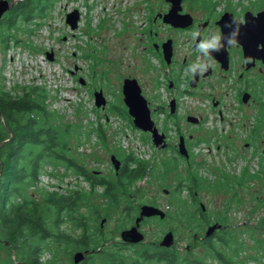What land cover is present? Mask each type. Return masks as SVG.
<instances>
[{"label":"rangeland","instance_id":"rangeland-1","mask_svg":"<svg viewBox=\"0 0 264 264\" xmlns=\"http://www.w3.org/2000/svg\"><path fill=\"white\" fill-rule=\"evenodd\" d=\"M200 1L186 6L197 19L205 16L208 9L214 16L225 9L237 15L243 7L252 9L251 2L256 0ZM141 7L151 13L159 8V0H56L43 16L19 22L10 31L0 28V84L5 89L15 88L17 93L23 86L44 89V103L54 114L50 124L61 127L69 143L68 154L88 172L114 180L111 154L123 160L131 153L150 167L144 177L129 185L118 206L108 204L100 196L102 187L97 186L87 204L78 209L91 228L102 230L103 237L113 238L114 242H121L120 232L133 224L140 205L150 204L165 211L162 219L147 217L140 222L138 230L143 240L133 246L129 243L120 255L130 260L144 247H160L164 234L171 231L173 243L168 248H174L180 258L221 264L198 240L204 237L207 225L218 219L223 226L219 235L229 239L222 244L216 236L213 242L218 250L229 256L233 264H264V91L257 103L240 102L237 91L241 83L237 81L233 50L228 71L209 61L216 70L208 80L212 82L210 86L204 83L190 88L189 94L181 90L177 123L162 115L161 105L172 100L167 89L169 77H164L167 68H161L157 57L141 50L145 45V40L142 44L139 41L144 32L140 29L144 22L141 16L146 11ZM74 9L79 12V20L72 30L65 17ZM211 32L219 31L212 28L206 35ZM10 34L12 39L6 46L2 39ZM175 40L178 62L187 54L188 64L203 58L190 47L188 33L180 32ZM47 52L52 54L51 60ZM128 77L138 79L142 94L149 101L151 118L158 132L165 134L167 148L155 147L149 132L137 129L115 109H126L122 83ZM79 78L85 83L81 84ZM176 82L180 89L188 87L181 76ZM98 89H102L107 100L102 109L94 105L93 92ZM212 98L219 103H213ZM185 113L202 116V126L187 122L182 117ZM178 125L186 140L191 135L188 159L176 149ZM100 126L103 138L98 135ZM191 179L200 180L193 194L189 190ZM20 188L23 194L42 202L45 191L87 193L90 186L59 160L45 159L36 184L32 186L27 180ZM128 205L134 207L132 221L124 212ZM201 206L210 222L202 227ZM61 228L74 236L79 233L69 221ZM36 241L32 238L29 242ZM4 244L0 238V264L22 256ZM41 244L43 262L73 264L72 246L54 239ZM109 244L110 241L104 245ZM110 249L99 255L94 264H105Z\"/></svg>","mask_w":264,"mask_h":264},{"label":"trees","instance_id":"trees-1","mask_svg":"<svg viewBox=\"0 0 264 264\" xmlns=\"http://www.w3.org/2000/svg\"><path fill=\"white\" fill-rule=\"evenodd\" d=\"M55 1L20 0L0 19V28L10 31L19 22H30L43 16ZM5 39L2 41L7 46L8 41L12 39L11 34ZM15 42L18 43L19 40L15 39ZM18 92L13 87L5 89L4 85L0 84V141L7 138L0 143V238L8 250L22 255L18 260H10L8 264H55L54 261L40 260L44 247L42 241L52 239L72 246L74 252L87 251L84 259L77 264H94L95 259L101 254H107L110 247L113 250L110 249L111 253L107 256L105 264H149L150 261H155L156 264H205L202 260L194 259L187 262V259L177 255L174 248L166 247H144L136 258L130 260L120 255L119 252L130 244L104 238L102 230L91 228L87 217L78 209L81 204H87L89 196L94 194L97 186L102 187L100 196L108 204L118 206L121 197L126 196L129 185L144 177L150 167L130 153L121 160L122 165L114 180L88 172L68 154L69 143L61 127L50 124L54 114L44 103L47 92L38 86H23ZM115 109L132 121L126 109L122 111L118 106H115ZM99 129L98 135L103 138V129L101 126ZM45 159L59 160L66 169H72L82 176L90 186L89 192L75 190L64 194L45 191L42 202L23 194L20 191L21 185L27 180L32 186L36 184ZM191 180L189 190L193 194L200 180ZM124 210L127 212V219L132 221L134 207L128 205ZM200 216L203 218L200 219L201 227L210 223L204 214ZM67 221L79 230L76 236L61 228ZM218 221L217 219L216 222ZM193 227L195 228V224ZM222 231L223 226L215 231L213 237L205 238L203 244L221 264H231L229 256L218 250L213 242L217 236L216 239L220 243H228V238L219 235ZM32 238L37 241L29 242ZM109 241V246L104 245Z\"/></svg>","mask_w":264,"mask_h":264},{"label":"flooded vegetation","instance_id":"flooded-vegetation-1","mask_svg":"<svg viewBox=\"0 0 264 264\" xmlns=\"http://www.w3.org/2000/svg\"><path fill=\"white\" fill-rule=\"evenodd\" d=\"M8 1H12V0H8ZM18 1L20 0H15L14 4L17 3ZM198 1L200 0H180L181 10H179L178 13L180 15L187 13V14H190L192 17V23L188 25L187 27H183V28L174 27L173 25L165 23L163 21V15L166 14L172 7L171 2L167 0H159V8L156 10L152 9L151 13H150V9H148L147 7H141L143 9H146V11L144 12L145 16H141L144 22L142 23V26L140 27V29L141 30L143 29L144 32H142L143 36L139 38V41L142 44V41L145 40L144 41L145 45H143V48L141 50H145L151 53L152 56L157 57L161 68L162 66L167 68V71L164 72L163 75L165 78L169 77L168 83H167V89L170 93V97H172V99L174 100V105L172 107H171V104L161 105V108L163 109L161 112H162V115H165V117H168L172 120H176L179 118L178 106H179V94H181V90L183 91L184 94H189L191 92L190 84L193 81L192 76L186 73V69L189 65L187 63L189 54L183 56L180 62H178V59H177L178 50L176 46L175 36L179 34L180 32L188 33L189 45L191 48H195L194 42L191 40L190 33L193 30L199 29V26H201L203 23H205V25L204 24L202 25L203 28L201 29V36L198 37L197 42L200 39L207 36L206 33H207V30L209 29L217 27L220 33V28L216 24V21L220 18L223 12L227 11L226 9L223 10L221 13L218 14L219 17H217L218 15L214 16V13H212L210 9L208 10L206 9L207 11H204L205 16L201 17L200 19H197L191 11L187 10L186 6L188 4H191L192 2L193 4H196V3L198 4L199 3ZM251 5H253L252 9L250 7H243L241 12L237 15L234 12H231L234 18L239 22L238 24L239 26L243 27L246 24L245 16H244V13L246 11H251L252 14L255 15L257 12L262 11L264 9V0H256L255 2H251ZM9 9L2 14L0 19L4 17V15L9 11ZM249 37H250L249 40H247L248 44L239 42V43H235L234 45H230L227 48L229 52V56H230L229 68L231 67V60H232L231 53L233 50H236V60H237L236 76H237V81L241 83V87L238 89L237 95L239 97L240 102L245 103V104H248L249 102H254V103L259 102L258 100L259 94L261 91H264V61L262 60V58H260V56L262 55L261 52L264 51V25H258V32L256 34L255 33L252 34V32L250 31ZM167 41H169V48L171 52L169 63L166 62V60L164 59V53H163L164 43H166ZM211 60H213L216 66H220L219 63L212 56H211ZM215 72L216 70L213 67H210L202 76L201 75L196 76L195 87H200L204 83H207V86H210L212 82H208V80L213 77V74ZM180 76L183 78V80L186 82L189 88L184 87L180 89L179 85L176 82L180 78ZM136 80L138 81V79ZM140 88L142 92V87L140 86ZM245 93L249 95V98L247 101L244 102L242 100V97ZM209 95H210V92H209ZM212 99H214L213 103L215 104L219 103V100H215V98H212ZM147 102L149 104L148 100ZM188 116H192V115H190L189 113H185L182 117H184V119H186V121L189 122ZM193 116L198 118V122L195 123L197 127L199 126L201 127L202 122H203L202 116L200 115L198 116L193 115ZM176 123H177V120H176ZM178 131L179 132L181 131L180 127ZM178 131H176V133H178ZM180 136L183 137L184 146L187 151V156H184V155L182 156L188 159L190 157V152H189L190 142L188 139L191 138V135L188 136L187 140L185 138V134H183L182 132H180L179 137ZM167 146L168 145H166V148ZM176 149L178 151V148ZM118 160L120 161V167H121L122 161L120 159ZM113 169H114L115 174H117L119 169L116 170L114 166H113ZM94 174L97 175L98 173L95 172ZM200 209H201V215L204 214L203 213L205 211L204 206L203 207L201 206ZM139 211L140 209L138 210L137 216L139 215ZM137 216H135V218L133 219V224L130 225L128 228H130L131 226L135 224V219L137 218ZM151 217H158V216H151ZM146 218L147 217H143V219H141L140 222L144 221V219L146 220ZM140 222H139V225H140ZM214 223H218V222H213L211 224H208L206 227V230L209 226L213 225ZM220 228H222V226ZM220 228L215 229L209 236H206L204 233L203 238L202 237L198 238L199 242H204L205 238L213 237L215 235V231ZM196 236L197 235H195V238ZM120 238H121V235H120ZM121 242L128 243V244L130 243V242L122 241V239H121ZM131 244H135V243H131ZM227 264H230V262H228ZM231 264H233V262Z\"/></svg>","mask_w":264,"mask_h":264},{"label":"water","instance_id":"water-1","mask_svg":"<svg viewBox=\"0 0 264 264\" xmlns=\"http://www.w3.org/2000/svg\"><path fill=\"white\" fill-rule=\"evenodd\" d=\"M172 3L171 9L163 15V21L165 23L171 24L174 27H187L192 23V17L190 14L180 15L178 13L181 10L180 0H167ZM14 5V1L8 0H0V17L2 14L11 8ZM246 24L241 27L239 26V22L234 18L231 12L225 11L221 14L220 18L216 21V24L220 28V33L223 35H227L231 29L226 27V25L231 24L233 27L238 26L239 34L236 37V43L243 42L244 44H248L247 40H249V32L252 34H256L258 32V25H264V9L262 11L257 12L255 15L252 14L251 11H246L244 13ZM79 20V12L77 9H74L71 12H68L65 17V21L70 25L72 30L76 29L78 26ZM205 25V23H203ZM202 24V25H203ZM199 26V30L203 27ZM257 26V27H256ZM256 27V28H255ZM247 37V38H246ZM198 39V38H197ZM229 45H226L219 52H212L211 56L219 63L220 68L223 70H228L229 68V52L227 50ZM164 59L169 63L170 61V48L169 41L164 43ZM260 58L264 61V51L261 52ZM250 55V54H249ZM46 56L49 60L52 59V54L47 52ZM81 84L85 83V80L79 78ZM190 87H195V79L190 84ZM122 94H123V103L126 106L127 113L131 117L133 125L143 131L149 132L151 134V141L155 147L164 148L167 143L165 141V134L159 133L157 127L155 126L152 118H151V110L149 108L148 102L146 98L142 95L140 85L135 78H125L122 83ZM94 97V105L96 108H104L106 105V98L101 89L95 90L93 92ZM249 98V95L245 93L242 97V100L245 102ZM171 107L174 105V100L172 99ZM188 121L192 123H197L198 118L195 116H188ZM1 123V122H0ZM4 129L3 125L1 124ZM5 131V129H4ZM6 133V131H5ZM7 135V133H6ZM8 137V135H7ZM7 139V138H6ZM4 139V140H6ZM4 140L0 141L3 142ZM178 151L181 155L187 156V151L184 146L183 137H179V143L177 145ZM110 160L112 165L116 170L120 167V161L116 158L114 154L110 156ZM139 215L135 219V224L128 229L122 230L120 235L122 241L130 242V243H138L143 240V234L138 230L139 222L143 217H151L158 216L159 218H164L165 212L157 206L150 204H143L139 207ZM105 218L101 219L100 226L103 225ZM221 225L219 223H214L209 226L205 231V235L209 236L215 229L220 228ZM173 243V233L168 231L164 234L162 239L159 242L160 246L169 247ZM87 254V251H76L73 254V263L77 264L82 261Z\"/></svg>","mask_w":264,"mask_h":264},{"label":"clouds","instance_id":"clouds-1","mask_svg":"<svg viewBox=\"0 0 264 264\" xmlns=\"http://www.w3.org/2000/svg\"><path fill=\"white\" fill-rule=\"evenodd\" d=\"M231 31L227 35L219 32H211L197 42V38L201 36V30L196 29L190 33L191 40L194 42L196 50L202 55L199 59L188 65L186 73L190 74L193 79L198 75H203L210 67L211 53L221 51L226 45H234L236 37L239 34L238 26L233 27L231 24L226 25Z\"/></svg>","mask_w":264,"mask_h":264}]
</instances>
